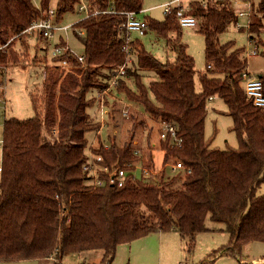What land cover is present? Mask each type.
Wrapping results in <instances>:
<instances>
[{"label":"trees","instance_id":"1","mask_svg":"<svg viewBox=\"0 0 264 264\" xmlns=\"http://www.w3.org/2000/svg\"><path fill=\"white\" fill-rule=\"evenodd\" d=\"M53 1L0 0V46L44 17ZM87 1L95 10H144L143 0ZM76 3L56 0L57 22L76 12ZM186 13L197 19L205 35L210 70L198 75L200 90L194 59L180 42L176 11L163 20L145 18L150 31L174 44L172 64L156 59L138 38L128 56L123 50L126 31L121 29L125 21L121 16L94 15L74 25V35L84 46V63L71 55L78 66L71 72L47 66L40 96L31 97L34 117L3 123L0 261L63 264L65 253L102 251L99 264H114L122 244L155 232H178L194 241L197 234L211 231L207 219L224 226L229 244L201 264H213L224 254L238 256L245 245L264 242V110L245 92L243 73L248 62L243 50L219 43V36L236 25L237 17L231 2L214 0H192ZM263 20L264 2H253L250 40L256 42L255 34L264 30ZM64 44L62 40L58 45ZM10 45L0 50V67L19 61ZM123 65L125 75L118 80L117 92L143 106L156 122L175 128L176 140L168 136L161 140V148L166 159L191 169L180 188L133 174L120 188L92 190L87 185L86 134L99 128L88 111L96 104V91L108 88ZM146 73L157 80L146 85ZM131 78L135 90L127 81ZM211 98L224 102L233 121L231 130L238 137L237 149L212 148V140L206 138ZM95 151L108 165L133 170L127 166L139 162L133 147H120L114 141L109 150Z\"/></svg>","mask_w":264,"mask_h":264},{"label":"rangeland","instance_id":"2","mask_svg":"<svg viewBox=\"0 0 264 264\" xmlns=\"http://www.w3.org/2000/svg\"><path fill=\"white\" fill-rule=\"evenodd\" d=\"M169 1L143 0L144 10L139 14V18L163 20L166 15L162 5ZM252 1L255 4L264 2V0ZM34 2L38 4L39 0H34ZM191 2L192 0H185V7L190 6ZM78 18L77 12L68 13L62 24L69 25ZM245 22L244 18H240L238 25L228 26L226 31L219 36V43L221 45L232 43L235 49H242L244 57L247 58L249 73L252 76L264 75V30L260 34H255L256 43L250 44L247 28L240 29L238 27L244 25ZM67 37L73 52L78 56L83 55L84 46L74 35L73 28L69 30ZM174 37L175 35L171 36V38ZM133 38H138L145 49L163 64L174 63L176 59L174 44H168L167 40L159 37L155 32L149 30L145 36L133 35ZM180 42L186 46L187 53L194 59L197 73L196 88L200 90L198 75L206 74L210 69L205 56V35L200 31L199 24L195 28L182 29ZM256 45L257 55L247 57V51L252 50ZM41 47L42 43L37 40L24 38L15 40L9 47L10 50L16 52L19 61L0 67V136L5 119L23 120L35 115L31 97L32 95L40 96L46 67L52 64L53 60L50 56L51 51L41 50ZM143 76L146 85L157 80L150 73L143 74ZM132 80L131 78L127 81L130 87L135 90ZM112 95L116 99L107 98L110 116L107 119V127L101 132V139L110 145L114 141L120 147L131 146L141 151L142 163L151 168L153 174L145 176L141 171L135 170L137 176L143 175L146 181L152 183L163 181L169 188H180L186 175L182 170H172L169 165L165 166V163L174 164L176 161L173 158L166 159V152L161 148V124L153 120L145 112L143 106L129 101L124 94L118 93L116 89L113 90ZM123 102L129 106L128 116L123 115V108H125ZM88 112L93 118V122H99L100 117L96 104ZM232 124V118L226 114L224 102L220 98L209 101L205 136L212 140V148L220 150L238 148V137L231 130ZM86 136L92 142L96 137V131H90ZM131 172L134 174V170ZM262 191H264V187ZM206 226L211 231L197 234L194 241L183 238L178 232H155L129 244H122L117 249L114 264H201L212 254L225 250L229 244V235L223 231V225L207 219ZM102 256V251L65 253L62 263L96 264L102 260ZM0 264H53V262L24 260L18 262L0 261ZM213 264H264V242H252L245 245L238 256L229 254L218 256Z\"/></svg>","mask_w":264,"mask_h":264},{"label":"built area","instance_id":"3","mask_svg":"<svg viewBox=\"0 0 264 264\" xmlns=\"http://www.w3.org/2000/svg\"><path fill=\"white\" fill-rule=\"evenodd\" d=\"M218 3H227L231 2L235 16L237 17L236 25H238V20L244 18L246 20L244 25H239L241 28H249L251 25L252 17V0H214ZM55 2L53 1L52 6L47 12H45L44 17L36 19L27 29H25L20 34L12 37L7 44L0 46V50L5 49L7 46L12 44L15 40L31 39L37 40L42 43L41 50L51 51L50 56L53 59L52 67L59 68L65 72H71L78 66L74 65L71 61V55L78 59L79 62L84 63V55H76L68 43L67 34L74 25L80 23L83 20L88 19L94 15L101 14H113L121 16L124 18V23L121 25V29L126 31V43L123 47L124 52L129 56L131 51V43L134 38L133 35L139 37L145 36L149 31V25L145 19H140L139 14L143 12H120L114 8L108 10H95L91 9L87 0H77L76 3V12L79 15V18L72 22L69 25H64L57 22L56 20V10ZM165 15H169L172 12L176 11V16L178 18L179 24L182 29L184 28H195L198 25L197 19L193 16H190L186 13L187 8L185 7V0H170L168 3L162 5ZM79 36H83L82 31H77ZM64 35H66L64 37ZM64 41V45H58L61 41ZM250 40V37H249ZM253 40H250L252 44ZM256 43V42H255ZM257 45L250 51H247L246 56L251 57L257 55ZM1 74V73H0ZM125 75V65L120 66L117 69L115 77L111 80L108 88L101 89L96 91L95 99L96 105L99 111V128L96 130L95 139L90 142L88 148L86 149V158L83 164V173L86 176L87 185L92 190L104 188L106 186L112 187H123L126 183V180L130 174H133L131 170H128L125 167L108 165L105 163V160L102 155L96 153L95 150L103 148L104 150L110 149V144L101 139V132L104 128L107 127V119L110 116V108L108 97L116 99L113 97V90L117 87L118 80ZM244 78V89L247 96L253 101L254 105L264 110V75L252 76L248 69L243 73ZM1 97V96H0ZM213 98H211L212 100ZM122 103V102H121ZM125 105L123 108V115H129V106ZM57 133V131H54ZM168 136L176 140V131L175 128L168 124H161V140L166 139ZM135 149V154L140 156V150ZM2 150H3V139L0 136V158L2 159ZM172 170H182L185 172V175L191 173V169H186L181 162H176L169 165ZM127 167L133 168L134 176L136 178H144L145 176H150L153 174L152 169L147 166H140L139 162L135 165H128ZM135 170L141 171L143 175H136ZM2 172V166L0 164V174ZM155 174V173H154ZM145 179V178H144ZM263 262V261H262Z\"/></svg>","mask_w":264,"mask_h":264},{"label":"crops","instance_id":"4","mask_svg":"<svg viewBox=\"0 0 264 264\" xmlns=\"http://www.w3.org/2000/svg\"><path fill=\"white\" fill-rule=\"evenodd\" d=\"M213 100V99H212ZM155 146V145H154ZM134 148V147H133ZM154 156V155H153ZM142 153H141V151H140V156H139V164H140V166H145V164H143L142 163ZM167 165H170V163H165V166H167ZM148 167V166H147ZM164 171H165V169H163ZM165 173H166V171H165ZM101 262V261H100ZM100 262H98V263H96V264H99Z\"/></svg>","mask_w":264,"mask_h":264}]
</instances>
